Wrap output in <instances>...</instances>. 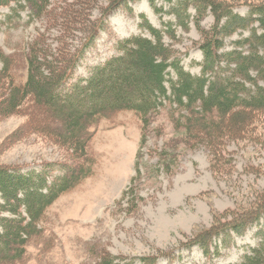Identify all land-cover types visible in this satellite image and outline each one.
<instances>
[{
	"label": "rangeland",
	"instance_id": "rangeland-1",
	"mask_svg": "<svg viewBox=\"0 0 264 264\" xmlns=\"http://www.w3.org/2000/svg\"><path fill=\"white\" fill-rule=\"evenodd\" d=\"M225 1L241 15L247 14L250 4L264 2ZM156 6L160 11L149 0H52L41 17L30 20L23 11L12 21L7 20L10 7L0 6V46L13 59L16 82L24 83L29 46L41 35L54 53L72 58L96 29L76 69L78 75L87 76L91 67L115 53L120 39L151 36L141 26L145 17L164 32V42L176 51L184 69L199 75L200 45L205 31L215 24L214 15L208 9L198 28L193 7L189 17L181 12L179 19L170 3L156 0ZM68 13L73 18L70 26L63 19ZM169 29L174 38L166 33ZM247 34L238 31L225 38L226 50ZM56 58L55 64L63 69ZM1 83L3 102L7 91ZM172 114L165 104L152 117L144 143L143 123L134 111L114 113L93 125L89 176L46 209L41 232L12 264H98L101 254L133 264H236L257 247L264 232V214L259 220L254 215L264 206V110L255 113L244 131L217 144L209 137L196 146L186 144L193 138L176 127ZM55 126L31 99L16 113L0 115V167L29 171L49 163L75 164L71 151L51 134ZM164 152L171 163L169 171L160 161ZM136 166L140 176L132 182ZM131 186L135 201H128L131 193L122 198Z\"/></svg>",
	"mask_w": 264,
	"mask_h": 264
},
{
	"label": "trees",
	"instance_id": "trees-1",
	"mask_svg": "<svg viewBox=\"0 0 264 264\" xmlns=\"http://www.w3.org/2000/svg\"><path fill=\"white\" fill-rule=\"evenodd\" d=\"M164 1L172 5L170 9L179 19L181 12L186 13L183 17H189L188 10L193 7L197 11L194 19L198 28L208 9L214 15L215 24L210 31H205L206 39L200 45L203 62L199 75L184 69L176 51L164 42V32L144 16L141 26L151 36L136 34L120 39L114 46L115 53L91 67L87 76L78 75L76 69L96 29L72 58L62 52L54 53L41 35L29 46L24 83L16 82L11 69L13 59L0 46V83L4 80L1 87L8 92L6 99L0 102V115L16 113L31 99L56 123L51 134L71 151L76 161L75 164L49 163L29 171L0 167V264H12L21 259L28 241L41 232L39 223L46 209L89 176L88 150L93 137L90 128L101 119L120 111L136 112L143 123L144 143L152 117L169 104L176 127L193 138L191 144H186L196 146L209 137L217 144L228 135L244 131L255 113L264 110V2L250 4L247 14L241 15L225 0H178L176 3L174 0V4L173 0ZM51 2L0 0V6L10 7L8 21L20 18L23 11L28 12L31 20L46 14ZM149 2L160 11L156 0ZM71 18L70 13L63 16L68 24ZM53 19L56 23L58 16ZM238 31H248V34L234 40V47L226 50L225 38ZM166 33L175 37L171 29ZM56 56L63 69L56 65ZM177 111H180L178 118ZM160 159L169 171L171 163L166 152ZM53 170L57 173L52 175ZM136 171L132 182L140 176L139 166ZM130 193L128 201H135L133 186L123 192L122 198ZM255 214L259 220L264 206ZM262 233L260 244L236 264H264ZM125 259L101 254L98 264H133L132 260Z\"/></svg>",
	"mask_w": 264,
	"mask_h": 264
},
{
	"label": "bare ground",
	"instance_id": "bare-ground-1",
	"mask_svg": "<svg viewBox=\"0 0 264 264\" xmlns=\"http://www.w3.org/2000/svg\"><path fill=\"white\" fill-rule=\"evenodd\" d=\"M124 8V7H123Z\"/></svg>",
	"mask_w": 264,
	"mask_h": 264
}]
</instances>
